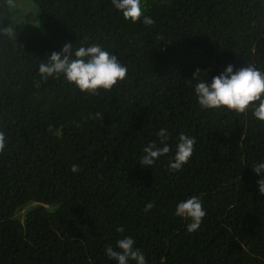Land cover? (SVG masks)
Returning <instances> with one entry per match:
<instances>
[{
  "label": "trees",
  "instance_id": "1",
  "mask_svg": "<svg viewBox=\"0 0 264 264\" xmlns=\"http://www.w3.org/2000/svg\"><path fill=\"white\" fill-rule=\"evenodd\" d=\"M31 2L38 22L0 36V264H118L105 249L124 237L147 264H264V175L252 169L264 122L251 107L201 108L191 80L199 69L211 84L228 65L264 71V0H142L151 27L111 0ZM15 3L0 0V26L14 25ZM68 43L116 55L125 80L96 95L62 75L41 80L39 64ZM162 128L170 152L144 167ZM181 134L196 143L173 172ZM193 196L206 216L189 233L175 211Z\"/></svg>",
  "mask_w": 264,
  "mask_h": 264
},
{
  "label": "clouds",
  "instance_id": "2",
  "mask_svg": "<svg viewBox=\"0 0 264 264\" xmlns=\"http://www.w3.org/2000/svg\"><path fill=\"white\" fill-rule=\"evenodd\" d=\"M14 6V0H5ZM114 8L122 14L125 21L135 24L138 22L151 27L155 25V20L151 16L145 15V7L142 0H111ZM0 36L15 39V26L9 24L8 27L0 26ZM128 69L120 63L116 55L103 49L101 46L93 44L91 46H80L73 48V45L65 44L59 52H52L46 61H42L38 66V75L41 80L47 81L49 78L64 79L75 85L82 93L91 95L98 94L99 90L110 91L126 78ZM191 80L197 81L195 84V94L197 102L204 109L224 108L239 114L245 113L250 107L253 108L254 117L264 122V71L256 68L253 64H248L234 72L233 66L228 65L226 70L212 78L211 84L201 79V71L197 69L193 73ZM101 114L97 113L96 117ZM162 147H158L155 142L143 149L144 155L140 159V164L144 167H151L161 156L170 152L167 141V130L160 129L157 133ZM195 138L181 134L174 156V162H169V170L176 172L188 163L194 152ZM7 141L3 131H0V153L6 147ZM258 175H264V163H258L252 168ZM71 171L78 173L81 171L78 164H73ZM259 192L264 195V178L258 181ZM154 207L149 201L145 205V212ZM175 215L185 218L191 222L187 225V231L193 233L197 231L206 216L203 203L200 198L193 196L180 202L177 205ZM123 233V227L116 229ZM136 241L131 237H124L117 241V248L106 246V255L118 264H147L144 254L135 247Z\"/></svg>",
  "mask_w": 264,
  "mask_h": 264
},
{
  "label": "rangeland",
  "instance_id": "3",
  "mask_svg": "<svg viewBox=\"0 0 264 264\" xmlns=\"http://www.w3.org/2000/svg\"><path fill=\"white\" fill-rule=\"evenodd\" d=\"M15 7H16L15 10L13 9V14L15 11L14 14L15 31H17V27L19 25L20 27H22L26 23L36 24L38 22V20L37 22H33L37 19V8H35L31 0H16ZM22 215H23V211L19 213L20 217H22Z\"/></svg>",
  "mask_w": 264,
  "mask_h": 264
}]
</instances>
